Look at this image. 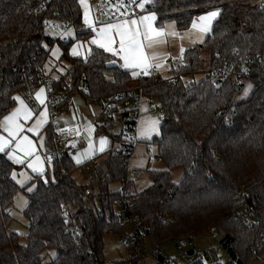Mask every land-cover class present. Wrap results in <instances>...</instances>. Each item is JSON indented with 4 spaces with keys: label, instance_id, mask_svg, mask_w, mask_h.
<instances>
[{
    "label": "trees",
    "instance_id": "1",
    "mask_svg": "<svg viewBox=\"0 0 264 264\" xmlns=\"http://www.w3.org/2000/svg\"><path fill=\"white\" fill-rule=\"evenodd\" d=\"M38 6L43 7L35 12ZM213 10L219 16L205 42L187 49L184 63L172 65L168 76L151 78L133 76L97 46L85 59L71 55L75 42L92 36L79 0H0V119L13 106L16 93L42 85L40 75L52 48L59 45L61 61L69 69L53 82L51 94L64 93L56 106L58 115L69 111L77 94L87 104L102 103L97 133L112 139L111 148L86 165H77L75 150L67 146L62 156H52L51 170L34 175L24 187L13 179L18 167L0 153V264H125L129 254L125 260L107 262L104 252L105 237L125 229L122 215L146 226L153 249L161 250L166 240L218 232L228 260L220 263L213 251L191 264L211 259L212 264H264V0H154L148 7L157 27L174 21L180 29ZM48 21L71 22L75 39L65 42L47 35ZM249 59L253 65L242 85L249 82L253 90L245 99L239 98L244 89L236 90L240 85L232 76L218 84L210 76L214 67L240 69ZM198 74L205 76L197 81ZM142 97L161 106L160 135L147 148H156L165 169L147 170L151 183L137 190L129 168L135 145L126 154L123 146L129 145L123 143ZM117 123L121 133L115 136ZM54 134L47 127L48 154L53 153ZM88 165L89 183L83 185L75 175ZM178 168L183 177L174 184L172 171ZM116 182L122 187L112 189ZM88 189L90 196L85 197ZM19 192L28 198L25 244L8 231L9 208ZM51 250L56 256L48 261ZM144 259L137 256L134 263L143 264ZM157 260L167 264L160 252Z\"/></svg>",
    "mask_w": 264,
    "mask_h": 264
},
{
    "label": "crops",
    "instance_id": "2",
    "mask_svg": "<svg viewBox=\"0 0 264 264\" xmlns=\"http://www.w3.org/2000/svg\"><path fill=\"white\" fill-rule=\"evenodd\" d=\"M149 6H150V4H146L144 6L143 10L139 7L140 14L137 17H134L131 19L139 20V17L150 14L151 12L148 11ZM81 8H82V5H81ZM90 8H91L90 19H92L95 22V30L92 27H89V25L84 22V11H83V22L85 24V29L90 30L92 32V36L86 40L77 41L72 45L71 55L74 57H81V58L85 59L89 56V54H90V52L94 46L99 47L97 44H93L92 40L94 38H96L97 31L100 28H102L104 26V24L109 23V22H105L104 20H102V18L98 17L94 13V10H93L91 3H90ZM207 13H205L203 15H206ZM203 15H201V16H203ZM218 16L212 22L211 30L207 33H202L200 31V28H199V25L201 23V21L199 19L200 17H198L194 20V22L197 24V27L194 28L193 23H192L191 26H189L185 29H180L174 21L167 22L162 27H157L156 26L157 17L155 15L156 19L153 21V26L157 29H163L164 35H162L160 37L161 42L159 43L158 46H156L154 49L148 50L150 54L152 52H155V59L151 61L152 67H150L149 69L154 68L157 70L158 74H161L163 76H168L170 68H171V64H170L171 61L176 60V59H183L184 54H185L187 49L192 48V47L199 45V44H203L205 42L207 36L211 33L212 28H213V24L218 19ZM131 19H127V20H131ZM117 22H110V23L114 24ZM72 28H74V27H72ZM67 32H66V34H67ZM66 34H65V36H66ZM67 38L70 39L69 37H67ZM118 40H119V37L117 36L116 37L117 43L113 45L114 48H118ZM74 48L80 53L79 55H73V49ZM181 49H183V52H181ZM61 52H62V49H61ZM108 53H110V52H108ZM110 54L113 55L112 53H110ZM50 55H51V57L46 62L45 66L43 68V71H44L45 75L48 78H50L52 82H54V81L59 80L62 76L66 75V73L68 72V69H69V64L61 61L62 54H61L60 58H54L52 56V50H51ZM113 56H115L118 59L120 65L122 66L123 61L120 59V57L118 55H113ZM157 65H159V66L157 67ZM127 70H131V69H127ZM136 71H139V70L137 69ZM41 89L44 90L43 93L41 94V99L44 101L43 103H41L40 100H37V98H36L37 93L40 92ZM17 96L20 97V99L32 110L33 114H32V117L28 120H24L21 117L20 123L23 124L24 130L19 133V136L17 138L13 139V138L9 137L8 133L6 131H4V128L2 125L4 122V117L9 115L11 112L15 111L16 108L20 107L19 101L14 99V104L11 107V109L9 110V112L3 118L0 119V137H3L5 139H8L11 141L5 147V150L3 152H0V153L5 154L6 157L15 166L18 167V169L16 170L18 174L20 172L24 171L27 173L29 178L32 180L34 175H41V174L46 173L51 166V163L45 157V155L47 154V148H46V129H47V127L50 126L54 130L53 126H72L75 123L81 124L82 122H80V118H79L80 109L78 107L74 106V104H73V106H74V110H73V108H71L72 107V104H71V106H70L71 109H69L70 112L68 111L64 115L66 117L65 120H63L62 118L61 119L58 118V115L54 118H51L50 111H49V108L47 105L48 93L46 91V88L43 85L38 86L34 91V99L37 102V104L39 105L38 109L33 107V105L29 102V100L27 99V97L25 96L24 93L18 92L14 95V98ZM89 108H90L89 114L92 117H95L97 120L98 116L100 115V113L102 111V103H89V104L86 103V109L83 108L82 111L84 113H87V110H89ZM152 108H153V103L150 102V100H148L147 98L142 97L141 101H140V105H139V118H138V123H137V127H136V132H135L136 145L134 147V152L136 151L139 144H145L147 147L148 142L152 141L155 137H158L160 135L162 120L159 116H156V112L151 111ZM42 112L46 113L45 117H43V118L40 115ZM71 113L73 114V116H69ZM37 119L43 120V122L38 127H36V124H35ZM151 119H157L159 121L158 132H153V133H151L150 136H142L141 130L143 128V122L147 121V120H151ZM96 120H95V124H93V125H91L88 120H85L86 124L84 127L81 125L83 128L81 135L78 138L74 139V140H77L76 147L71 144V142L73 140L67 145L68 148H71V149L76 148L77 150L79 149V151L80 150L81 151H83V150L87 151V152L86 151L85 152L87 153L89 158L86 162H84L80 165H86L89 160L103 155L112 146V141H110L107 138L104 139V137L102 136L104 133H100V134L97 133ZM29 128H35V130L34 131H28ZM22 137H27L33 143L34 151H33V154L31 156H25L24 152L16 147V144L18 143L19 139ZM108 138H109V136H108ZM101 139H103L105 141L103 146H101ZM83 141H87L86 147H85V144ZM109 145H111L110 148H108ZM13 155L16 158L22 159L23 163H18L17 160L13 158ZM80 156H82L81 153H80ZM36 157H39V165L38 166L42 167V169H43L42 173H38L36 171H33V169L28 166L29 163H36ZM13 179L15 180L14 177H13ZM210 264H212V262Z\"/></svg>",
    "mask_w": 264,
    "mask_h": 264
},
{
    "label": "rangeland",
    "instance_id": "3",
    "mask_svg": "<svg viewBox=\"0 0 264 264\" xmlns=\"http://www.w3.org/2000/svg\"><path fill=\"white\" fill-rule=\"evenodd\" d=\"M138 2H143V0H138ZM153 2L154 0H147L145 5L146 4L152 5ZM90 3L92 4V7H93V0H87V4L89 5V15L91 17ZM83 11H84V7L82 5V12ZM46 34L49 36H56L54 33H52L49 30L46 31ZM66 36L69 37L70 39H75L76 30L74 28L70 29L67 32ZM61 54H62L61 48L58 45H56L52 49V56L54 58H60ZM204 76H205L204 74H198L196 75L195 80L200 81L204 78ZM249 85H251L250 88H249ZM245 90H247V92ZM252 90H253V85L249 82H245V88L243 92L240 94L239 98L245 99L246 97L250 95ZM73 104L74 106L80 109L79 118H80V122H82L81 125L83 127L86 124L85 120H88L91 125L95 124L96 118L92 117L89 114L90 108L89 110H87V113H84L82 111L83 108L86 109V103L84 102L83 97L80 94H77L76 96H74V99L72 101L71 108H73L74 110ZM158 105H159L158 103L156 104L155 102H153V107H157ZM155 112H156V116L160 117V112H161L160 108L157 109ZM65 114L66 113H59L58 118L60 119L62 118L63 120H65L66 118L64 116ZM69 116H73V114L71 113ZM120 133H121V125L120 123H117L113 129V135L118 136L120 135ZM102 136L104 137V139L107 138L110 141H112V139L110 137L108 138L106 134H103ZM83 142L86 147L87 141H83ZM71 144L76 147L77 140H73ZM110 146L111 145H109L108 148H110ZM116 146L117 145L115 144V147ZM74 150L76 151L73 152L72 157L75 160L77 165H80L88 160L89 157L86 153L87 152L86 150L79 151V149L77 150L76 148H74ZM80 153L82 156H80ZM129 168H130V177L131 179L134 180L136 189L142 190L151 183L147 170L149 169L164 170L165 166L163 163H161L158 160L155 147H153L151 150H148L145 144H139L136 151L133 153L131 157ZM51 169L52 167L50 166L49 170ZM90 173H91V168L88 165L87 167L83 166L76 173L75 176L79 183L83 185H87L89 183ZM13 177L19 183V185L23 187L26 186L28 183H30V180H31L29 176L27 175V173L24 171L20 172L19 174L17 173V171H15L13 173ZM182 177H183L182 169L178 168L172 171V182L174 184H179L182 180ZM34 187L35 186H31L30 188H28V192L33 191ZM120 187H122V184L119 182L113 183L111 185L112 189H118ZM27 204H28V198H27L26 192H19L15 196L9 208L11 220L8 225V231L10 233H17L20 237V241L24 244L27 242L28 223H29L28 218L26 217V214H25V209H26ZM218 237H219L218 232H216L215 230H211L209 232L200 234L199 236L196 237V240H194L195 251L198 254H204L205 252L212 253L214 251L215 253L214 256L218 258V261L220 263H225L228 260V256L225 250L219 245ZM104 245H105L104 252H105V257H106L107 262H115V261H121V260L126 259L127 254H128L127 247L121 242L119 235H116V234L107 235L104 240ZM150 247H151V244H150ZM161 248H162L161 250H159L158 248L157 250L163 255V257H165L166 262H170L172 264H187L188 262L187 255H186L187 250L181 249L175 240L164 241L161 244ZM147 249L148 251H150V249L152 248L148 247ZM55 256H56V251L51 250L47 253L46 260L49 261L51 260V258ZM213 261L214 259H211L209 263L211 262L213 263ZM143 264H164V263L159 262L153 258L145 257Z\"/></svg>",
    "mask_w": 264,
    "mask_h": 264
},
{
    "label": "built area",
    "instance_id": "4",
    "mask_svg": "<svg viewBox=\"0 0 264 264\" xmlns=\"http://www.w3.org/2000/svg\"><path fill=\"white\" fill-rule=\"evenodd\" d=\"M120 4L121 7L117 10L116 5ZM138 0H93V9L94 13L96 11V15L102 20L106 22H117L120 20H127L134 17H137L140 14ZM43 6H38L35 12H39ZM261 9L262 6L259 5ZM73 27V24L69 21H48L46 22L45 28L46 30L51 31L54 33L56 38L62 39L63 41H68L69 39L65 36L66 32ZM184 63L183 59H176L171 61V66L175 65H182ZM253 65V61L249 59L240 69L233 68L228 65L214 67L211 72L210 76L216 80V83L221 79L227 78L232 76L235 80L236 85H242L245 81V78L250 75V70ZM140 71V70H139ZM158 74L157 70L151 68L148 70V74H143L141 72L139 75L143 77H155ZM41 84L46 88L48 93V100L47 105L50 111L51 118H54L58 115L56 106L58 102L63 98L64 93L60 91L56 95H52L51 91L53 88V82L50 78H48L44 71L40 75ZM34 91L35 88L28 87L25 89L24 94L29 100V102L35 107L36 109L39 108V105L34 99ZM141 98L139 99V103L137 108L135 109V117L131 120L128 124V135L126 137L124 145H129V147L123 146L126 154L130 153V147L136 145L135 140V132L139 118V105H140ZM161 106L160 104L157 107H153L151 111H156ZM54 128V149L53 153L46 154V159L50 162L53 155L58 157L62 156L65 153L67 145L74 139L78 138L82 132V126L80 123H75L72 126H53ZM148 148L151 149L152 145L149 144ZM139 175V174H138ZM85 197L90 196V190H86L84 193ZM124 196L128 199V203L131 204V195L126 192ZM65 216L70 218L69 212L65 211ZM121 221L125 224L124 231L119 235L121 242L126 246L129 247L128 254L130 255L129 259H126L125 264H135L134 259L137 256L144 255L148 258L157 259L159 256V252L157 249H150L148 251V247H150V243L146 236V226L141 224L139 221L134 219L132 216L122 215ZM72 231L74 234H78V229L76 226H72ZM194 240L196 237L192 235H186L176 239L178 246L184 250L193 249L194 253L192 255H187L188 262L187 264L193 263L196 259L204 260V254H198L195 251L194 247ZM262 246H260L261 248ZM145 260V259H144ZM207 264H210L206 261ZM167 264H172L170 262H166ZM253 264H258L257 260L254 261Z\"/></svg>",
    "mask_w": 264,
    "mask_h": 264
},
{
    "label": "snow or ice",
    "instance_id": "5",
    "mask_svg": "<svg viewBox=\"0 0 264 264\" xmlns=\"http://www.w3.org/2000/svg\"><path fill=\"white\" fill-rule=\"evenodd\" d=\"M147 0L140 2L138 6L143 10ZM81 5L84 7V22L95 30V22L90 19L89 16V5L87 0H80ZM121 5L118 3L116 5L117 10H119ZM219 15V10L209 11L206 15L201 16L199 19L201 21L199 28L202 33H207L211 30L212 22ZM156 19L154 13L144 15L137 19L131 20H120L117 23H106L102 28L97 31L96 38L92 40L93 44H97L100 48L105 51L112 53L113 55H118L123 61V67L125 69H131L132 75L137 76L141 72L143 74H148V70L152 67L151 61L155 59V52L149 53L148 50L154 49L159 45L160 37L164 35L163 29H157L153 26V21ZM193 27H197V24L193 22ZM119 37L118 48H114L113 45L117 43L116 37ZM90 51V50H89ZM183 52V49H181ZM80 53L74 48L73 55H79ZM159 65H157L158 67ZM140 71H136V70ZM251 85H249V88ZM43 89L37 93L36 98L40 100L41 103L44 101L41 99V94ZM247 92V90H245ZM20 103V107L16 108L15 111L11 112L9 115L4 117L3 128L4 131L8 133V136L15 139L19 136V133L24 130L23 124L20 123L21 117L24 120H28L32 117V110L20 99V97H15ZM41 117H45L46 113L42 112ZM43 122L42 119H37L35 124L38 127ZM157 119H151L143 122V128L141 130L142 136H150L153 132H158ZM35 128H29L28 131H34ZM11 141L0 137V152L5 150V147ZM105 141L101 139V146ZM16 147L24 152L25 156H31L33 154L34 148L33 143L27 137H22L19 139ZM13 158L17 160L18 163H23L22 159ZM39 165V157H36V163H29V167L38 173H42L43 169Z\"/></svg>",
    "mask_w": 264,
    "mask_h": 264
},
{
    "label": "water",
    "instance_id": "6",
    "mask_svg": "<svg viewBox=\"0 0 264 264\" xmlns=\"http://www.w3.org/2000/svg\"><path fill=\"white\" fill-rule=\"evenodd\" d=\"M244 89V85H240L236 88V90L239 92V91H242ZM194 253V250L193 249H190L187 251V255H192Z\"/></svg>",
    "mask_w": 264,
    "mask_h": 264
}]
</instances>
